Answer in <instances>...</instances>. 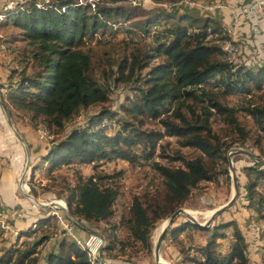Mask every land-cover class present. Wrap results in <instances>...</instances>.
<instances>
[{"label": "trees", "instance_id": "1", "mask_svg": "<svg viewBox=\"0 0 264 264\" xmlns=\"http://www.w3.org/2000/svg\"><path fill=\"white\" fill-rule=\"evenodd\" d=\"M90 7L78 0H24L0 10L3 25L16 28V39L30 47L26 62L0 83L5 90L0 93V105L8 115L11 110L23 112L29 120L37 119L56 132L65 131L69 119L86 111L79 124L54 140L28 168L29 183L34 171L43 165L53 184L61 180L73 228L106 222L113 214L119 174L104 173L101 161L149 162L162 190L131 196L126 214L119 216L116 225L98 233L104 238L101 258H105V251L111 252L110 257L129 259L139 248L149 256L150 231L156 221L183 206L201 182H215L220 174L228 179L226 153L230 147H243L264 158V64L229 62L220 44L214 42L229 36L217 21L192 6L152 7L137 29L124 27L118 20L130 17L131 6L96 3ZM98 32L101 36L124 33L118 42L128 52L114 69L101 68L96 75L97 68L92 66L83 43ZM29 61L32 70L27 68ZM117 83L127 85V92L113 109L110 89ZM230 94L245 97V105L238 110L251 119L253 136L239 121L236 108L224 102ZM151 121L158 128L144 127ZM213 121L222 125L219 130H213ZM164 137L175 138L176 147L158 145ZM157 146L155 155L167 163L154 160ZM182 148L191 149L195 155L185 157ZM71 163L89 164L91 172H74L73 184L55 178L60 176L53 174L55 169ZM239 168L243 183L237 180V188L243 189L244 206L264 217V165L248 161ZM233 171L236 174L238 166L233 165ZM10 208L18 210L16 204ZM20 211L28 225L1 249L0 264H38L39 246L53 237L44 232L30 240L49 224L48 217L33 214L31 208ZM225 211L208 226L173 219L163 239H171L179 256L177 264H247L242 232L234 219L220 218ZM59 231L42 264L99 263L89 261L85 249L64 230ZM117 233L123 238L118 240ZM181 233L184 239L178 237ZM198 234H205L202 241ZM260 238L264 249V230ZM219 239L224 240L223 246Z\"/></svg>", "mask_w": 264, "mask_h": 264}, {"label": "rangeland", "instance_id": "2", "mask_svg": "<svg viewBox=\"0 0 264 264\" xmlns=\"http://www.w3.org/2000/svg\"><path fill=\"white\" fill-rule=\"evenodd\" d=\"M24 0H0V10L4 7H13L17 2H23ZM37 3H40L41 0H35ZM81 4H87L93 2L94 4L99 5H119L124 8L129 6L133 7L129 9L130 17L127 19L118 18L121 22H124V27L135 28L139 22H141L147 15L149 9L152 10V7H165V8H185V7H199L206 8L211 5L212 0H80ZM188 2H191L192 5H189ZM135 7V8H134ZM90 7L89 10H91ZM117 19V18H116ZM123 20V21H122ZM137 29V28H135ZM121 37H124V33L118 32L116 34L105 33L100 35L99 32L95 34L93 39H86L83 43L84 49L88 51L91 57V64L94 68H97L95 74L98 75V71L103 68H112L114 69L117 61L122 55H125L128 52V48L124 47L122 43L118 42ZM17 38V29L11 25H3V15L0 14V83L5 81L6 76L11 72V70L19 69L26 61L27 53L30 50V47L23 41H20ZM240 53L238 51V58ZM240 60V58H239ZM29 61L27 64L28 70L33 69V63ZM127 85L124 83H117L111 85L110 89V103L113 109H116L118 104L122 102L124 94L127 92ZM5 90L0 88V93H4ZM260 93V92H258ZM257 93V94H258ZM262 93V92H261ZM224 102L228 105L236 108V115L241 122V124L249 130L250 134L253 136L254 125L251 119L244 115L241 110H238L239 106L245 105V97L237 94H230L225 97ZM86 111H81L79 115L72 117L65 123V131H57L48 129L44 124L39 120H29L27 114L20 111H10V115L6 110L0 105V167L4 164L11 163V165H16L14 169V193L19 200L20 204L27 206V209L32 207V210L35 211V214L48 217L49 224L45 227L38 229L36 235H31L30 240L37 237L40 233H46L48 235H53L52 238L58 237L60 235V229L63 230L62 224L58 222L54 212H57L61 221L64 223L67 216H69L65 202L63 200L65 195V190L62 189L61 180H58V183L53 184L50 179L47 178L45 174V167H38L33 174L32 181L29 183L28 180V168L29 164H34L38 161V157L45 153L46 149L51 146L54 140L59 139L64 135V132H67L69 128L73 125H77L81 122ZM119 116H123L121 112L117 113ZM221 124L217 121L212 122L213 130H219ZM146 128H158V125L151 121L145 124ZM56 135V136H55ZM261 147L264 148V140L261 141ZM167 143L168 149H173L176 147L175 138L164 137L162 140L158 141L157 144ZM243 147H230L226 153V159L228 153L235 149ZM24 149L27 152H32L33 157L28 160L25 159ZM158 146L154 153V160L161 164L167 163L165 159L158 157ZM246 150V149H245ZM182 154L185 157H192L195 155V152L189 148H182ZM256 155V154H254ZM257 156V155H256ZM262 158V157H261ZM234 161V162H233ZM248 161H251L247 156L243 154H234L230 157V161L227 159V166L230 162L232 167V173L228 170V179L224 178V175H219L215 182H201L197 188L192 190L190 196L186 200L183 206L180 208L186 210L187 212L196 213L195 218L198 222H204L209 214L207 211L222 205L225 203L232 194V174L235 178L236 184L237 180L239 184L243 183L242 174H240L239 166L247 164ZM7 162V163H6ZM27 162V167L24 170V163ZM177 164V163H175ZM233 165L238 166V172L234 174ZM6 167V166H4ZM10 168V167H9ZM16 169V170H15ZM100 169L106 174H119L117 175L116 185L118 186V197L113 205V214L106 222H98L97 224H90L91 228L98 233H102L103 228L109 229L111 224H115L118 221L120 215H125L127 211L130 198L133 195H138L143 197L144 194L150 195L155 192H160L162 190V185L158 178L152 175V171L147 161H141L139 163L129 164L119 160H109L101 161ZM228 169V168H227ZM87 175L91 172L90 165L77 166L74 163L69 165H61L53 174L55 178L59 179L64 178L68 180L71 184L74 181V172ZM20 176V177H19ZM237 176V177H236ZM19 177V178H18ZM115 179V180H116ZM50 185V186H49ZM151 186V189H149ZM32 188V189H31ZM36 193V196H33V191ZM242 187L238 190V197L235 202L225 208V212L220 215V218H227L234 215L237 218V223L239 224L240 230L244 236V243L246 246V251L248 254L247 264H264V253L261 248V243L263 240L260 238L261 232L264 230V217H260L252 208H246L244 205L246 200L244 199ZM56 202L53 203V202ZM9 208V209H8ZM4 212L0 209V219L18 231L13 225L14 219H25L21 213V208L18 205L17 209H12L8 207ZM20 209V210H19ZM9 211V212H7ZM13 211V212H12ZM5 214V216H4ZM215 217V216H214ZM213 217V219H214ZM176 220H187L183 215H177ZM174 218V219H175ZM166 219V218H165ZM164 219V220H165ZM212 219V220H213ZM164 220H158L155 222L154 227L150 231V242L151 247L156 239V236L160 230V227ZM211 220V222H212ZM210 222V223H211ZM23 226L25 228L28 224ZM73 227V226H72ZM121 231V228L120 230ZM227 230H225L226 232ZM73 232V231H72ZM74 233V232H73ZM100 233V234H101ZM118 234V240L123 238V234ZM5 235V236H4ZM75 236V234H73ZM20 239H22L20 237ZM13 241L14 238L8 233L0 232V251L2 248H5L9 241ZM54 239H50L46 243L39 246V263L42 264L44 256L47 250L53 245L52 242ZM167 241L171 243L169 236L164 238L160 245V258L162 262L166 264H173L172 261H169L170 255L167 249ZM105 255H108V258L114 259V263L110 264H131L132 257L134 259L145 258L150 264H154L153 254L146 256L142 249L137 250V254L130 256L129 259L120 258L109 255L111 252H105ZM115 250L114 255H117Z\"/></svg>", "mask_w": 264, "mask_h": 264}, {"label": "crops", "instance_id": "3", "mask_svg": "<svg viewBox=\"0 0 264 264\" xmlns=\"http://www.w3.org/2000/svg\"><path fill=\"white\" fill-rule=\"evenodd\" d=\"M251 1L252 0H212L211 5L207 6L206 8L200 9L197 6L194 8H196L201 14L209 16L213 20L217 21L221 25V27L228 32L231 40L239 48L240 61L246 64H264V6L261 8V10H253L247 13H240V15L235 17L236 21H234V16L232 14V12L240 11L241 7L247 6ZM24 154L26 160H28V155L29 159L33 157V153L27 152L25 149ZM16 167V165L12 166L9 162L8 164H4L0 167V209H2V211L4 212H6L5 210L12 204H16L17 206L20 205V207H24V209L27 210V206H25L24 204H20L15 193L13 192L14 185L12 181L15 174L13 168ZM30 208L31 212L35 214V211L32 210V207ZM226 219H234L237 223V218L234 215L229 216ZM26 221L28 223L27 219L25 220V222ZM25 222H23V219H14L13 225L18 230L26 225ZM237 226L239 227L238 223ZM72 231L77 238L81 239L84 238L88 232L94 230L91 228L90 224H86L78 225V227L76 228L72 227ZM204 236L205 234H198L197 238L202 241L204 239ZM178 237L180 239H184V233L179 234ZM219 241L221 242V246H223L224 240L219 239ZM166 247L170 255V258H168V260L172 261L173 264H177L176 262H178L179 256L177 254L176 248L172 246L171 243H168V241ZM261 248V251H263L264 253L262 243ZM246 256L248 262L249 258L247 251ZM105 258L103 257V259H105V261L108 263L115 262L113 258L109 259L108 255H105ZM147 259L142 258L139 260V258H136L131 264H150Z\"/></svg>", "mask_w": 264, "mask_h": 264}, {"label": "built area", "instance_id": "4", "mask_svg": "<svg viewBox=\"0 0 264 264\" xmlns=\"http://www.w3.org/2000/svg\"><path fill=\"white\" fill-rule=\"evenodd\" d=\"M78 3L81 4V1L78 0ZM89 4L93 8L94 3L91 2ZM188 4L192 5L191 2H188ZM263 6H264V0H252L247 6L241 7L240 11L232 12V14L234 16V21H236L235 17L240 15V13H247V12L253 11V10H261V8ZM223 31H225L226 34L228 35V32L225 29H223ZM208 37L210 38L211 35L208 34ZM214 37H215V35H214ZM214 42L220 44V46L224 50V52L226 54V58L229 62L235 63V62L239 61V58H238L239 48L236 44L233 43L230 36H229V39H224L221 42H219L218 39H215ZM259 186L261 189L263 188L261 181L259 182ZM54 214L56 215L58 222L62 224V228L65 231V233L67 235L71 236L78 246L85 249L86 256H87V259L89 261H91V262L97 261V262H99L98 264H110V263L106 262L103 258L100 257L101 248L104 245V238L101 235L97 234L96 232H89L84 238L79 239L76 236H74L73 232H72V226L75 224L74 220L70 216H67L65 222L63 223L61 221L59 215L57 214V212H54ZM0 232L2 234L8 233L13 238L15 237V235L17 233V231L14 230V228L12 226H10L6 222L2 221L1 219H0Z\"/></svg>", "mask_w": 264, "mask_h": 264}, {"label": "water", "instance_id": "5", "mask_svg": "<svg viewBox=\"0 0 264 264\" xmlns=\"http://www.w3.org/2000/svg\"><path fill=\"white\" fill-rule=\"evenodd\" d=\"M234 154H243V155L247 156L251 161L264 165V158L258 157L256 155H254L253 153H251L250 151L245 150V149H241V148H235V149L231 150L228 153L227 159L230 161V157ZM26 167H27V162L24 163V170L26 169ZM228 170L232 173V167H231L230 162L228 164ZM231 184H232V194L229 197V199L225 203H223L222 205L212 209L209 217L204 222H201V223L198 222L192 215H190L188 212H186V210H184L182 208L176 209L174 212H172L163 221V223L160 227V230L156 236V239L153 243V247H152L154 264H166V263L162 262V260L160 258V245H161V242L163 240V236L165 234V231H166L167 227L171 224L173 219L177 215H183L191 223L197 224L199 226H208L210 224L211 220L213 219V217L216 216L219 212L223 211L228 206H230L232 204V202L234 201V199L237 197L238 188H237L235 178L233 177V174H232Z\"/></svg>", "mask_w": 264, "mask_h": 264}, {"label": "bare ground", "instance_id": "6", "mask_svg": "<svg viewBox=\"0 0 264 264\" xmlns=\"http://www.w3.org/2000/svg\"><path fill=\"white\" fill-rule=\"evenodd\" d=\"M53 203H55L56 204V202L54 201ZM187 212V211H186ZM190 215H192L194 218H195V214L196 213H191V212H188ZM210 213H211V211L210 210H208L207 211V214H209L210 215ZM209 217V216H208ZM196 219V218H195Z\"/></svg>", "mask_w": 264, "mask_h": 264}]
</instances>
